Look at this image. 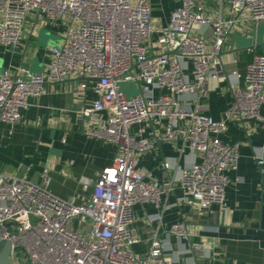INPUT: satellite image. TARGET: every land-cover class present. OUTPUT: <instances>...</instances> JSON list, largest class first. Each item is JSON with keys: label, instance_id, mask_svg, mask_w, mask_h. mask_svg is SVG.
<instances>
[{"label": "built area", "instance_id": "built-area-1", "mask_svg": "<svg viewBox=\"0 0 264 264\" xmlns=\"http://www.w3.org/2000/svg\"><path fill=\"white\" fill-rule=\"evenodd\" d=\"M173 1L177 5L167 22L155 26L152 0H0L1 47L23 42L30 16L38 25L55 27L61 38L59 46L49 47L44 72L0 71V122H17L28 97L42 94L45 83L77 79L79 94L90 83L97 95L79 110L85 132L117 147L97 178L83 181V188L92 190L78 204L48 191L46 168L37 181L0 172V238L11 242L13 264H162L157 232L145 255L132 248L138 241L131 227L133 205L158 206L173 189L172 178L160 184L140 165L141 154L154 148L145 133L151 120L157 122L155 138L180 142L179 152L196 154L178 178L184 206L209 214L214 204H224L227 173L238 168L240 142H224L221 136L229 119L243 126L254 119L264 128L259 112L264 52L246 63L243 74L232 72L242 81L231 90L221 119L205 114L199 99L208 79L223 76L220 53L237 21H264V0H221L230 15L214 22L198 0ZM200 25L210 27L209 39L196 36ZM125 80L136 81L138 93L128 97L121 91ZM184 94L194 96V107L182 103ZM254 159L264 163L263 146ZM162 164L173 167L167 160ZM169 232L188 237L184 221L172 224Z\"/></svg>", "mask_w": 264, "mask_h": 264}, {"label": "crops", "instance_id": "crops-1", "mask_svg": "<svg viewBox=\"0 0 264 264\" xmlns=\"http://www.w3.org/2000/svg\"><path fill=\"white\" fill-rule=\"evenodd\" d=\"M198 2L211 22L230 15L224 1ZM176 5L173 0H152L155 26L164 25ZM195 34L209 39L211 29L200 25ZM60 39L55 27L38 25L30 16L23 42L14 48L0 46V71L10 68L16 74L44 72L50 62L49 47L59 44ZM262 52L264 21L241 18L223 44V76L208 79L199 99L205 105V114L215 120L223 117L231 103V90L242 81L240 77L237 82L232 72L243 74L246 63ZM77 81L45 83L42 94L28 97L17 122H0V172L37 181L46 168L50 177L48 191L75 204L91 193L92 186L84 189L83 181H94L111 163L117 148L85 132L86 122L79 110L97 95L90 83L79 94ZM193 98L190 94L181 96L182 103L189 107L195 106ZM259 112L264 116V102ZM151 122H145V133L153 138L154 148L141 154L140 165L149 178L160 184L172 178L173 189L166 192L158 206L151 202L133 205L131 227L138 237L132 245L134 252L145 255L157 232L164 248L162 264H264V163L258 165L254 159L259 148L264 147V128L254 119L245 120V126L236 119L228 120L221 139L240 142L238 168L227 173L224 204H214L211 213L200 214L184 206L178 182L180 170L196 160V154L190 150L179 152L180 142L155 138L157 122ZM163 160L173 167L164 168ZM181 221L186 224L187 238L169 232L172 224ZM195 244L200 248H193Z\"/></svg>", "mask_w": 264, "mask_h": 264}, {"label": "water", "instance_id": "water-1", "mask_svg": "<svg viewBox=\"0 0 264 264\" xmlns=\"http://www.w3.org/2000/svg\"><path fill=\"white\" fill-rule=\"evenodd\" d=\"M10 250L11 242L0 238V264H13L10 257Z\"/></svg>", "mask_w": 264, "mask_h": 264}, {"label": "rangeland", "instance_id": "rangeland-1", "mask_svg": "<svg viewBox=\"0 0 264 264\" xmlns=\"http://www.w3.org/2000/svg\"><path fill=\"white\" fill-rule=\"evenodd\" d=\"M55 46H59V44H55ZM119 88L121 91L125 92L128 97L138 93V84L134 80H125L120 82Z\"/></svg>", "mask_w": 264, "mask_h": 264}]
</instances>
